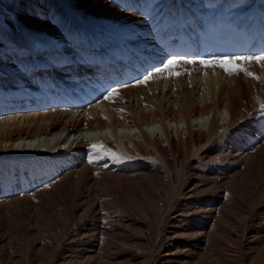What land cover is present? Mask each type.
Masks as SVG:
<instances>
[{
	"label": "bare ground",
	"instance_id": "bare-ground-1",
	"mask_svg": "<svg viewBox=\"0 0 264 264\" xmlns=\"http://www.w3.org/2000/svg\"><path fill=\"white\" fill-rule=\"evenodd\" d=\"M256 1L0 0V264H264V76L240 88L218 63L181 84L156 71L164 22ZM141 54L159 63L143 86L105 80L94 104L35 111ZM77 224L65 243H86L82 257L38 245ZM107 227L126 237L112 254L95 242ZM14 234L24 261L7 254Z\"/></svg>",
	"mask_w": 264,
	"mask_h": 264
},
{
	"label": "rangeland",
	"instance_id": "rangeland-1",
	"mask_svg": "<svg viewBox=\"0 0 264 264\" xmlns=\"http://www.w3.org/2000/svg\"><path fill=\"white\" fill-rule=\"evenodd\" d=\"M1 15H2V13H0V24H3L4 25V23H5L4 22L5 21V17H3V15L2 16ZM240 63H242V64H240ZM235 66L240 67V68H244L249 73H252L253 74L252 76L246 75L244 72H231V74H230L229 72L226 73L225 69L220 67V70L225 71L224 73L227 74L228 80H230L231 82L235 83L236 86H238L240 88H242V87L245 86V82H253V83L257 84L258 83V80L261 77L264 76V61H259V62L258 61H255V60H252V61L246 60V61H243V62L242 61H240V62L237 61L236 64H235ZM209 67L210 66H206V65H199L198 66V65H195L194 63L193 64L192 63H186V64H183V63L177 64V63H175V65L169 66V68H168L169 71L171 72V74H169V77H170L169 80L171 82H173V83H178V84H181L182 82H188L190 80L189 79V76L200 75L201 72H202L201 70L208 69ZM232 73H233V75H232ZM254 77H258V79L257 78H254ZM140 84L143 86L144 84H146V81L144 83H140ZM234 201L236 202V204H237V202L240 204L239 198H235ZM119 213H116L114 215H112L110 213L109 214L108 213H102V214H104L106 216H104V215L101 216L102 214H99V216H100L101 220L104 219L103 222H105L106 220H110L109 218L111 217V215H112V219H116V220H117V218L118 219H121V215L122 214L121 213L119 214ZM99 222H101L100 219H99ZM102 225L103 224H101V226ZM78 226H79V224H77V226H75V228L73 227L70 231L69 230L66 231V229L63 230V232H60L59 238L57 236L56 239L55 238H51V236H50V233L49 232L52 231V230H46L45 228H43L42 231H41V235H42V238L43 239L38 243V245L39 244H41V246L42 245L43 246L44 245H47V246H45V248L46 247L47 248L46 249L44 248V251H47V249H48V252L51 251V253H52L53 249L55 251L57 249L56 252H57V254H59L60 251L63 252V250H65V251L69 250L68 254H72V256H73L74 253H75L74 256H78L79 257V256H81L88 249L86 243L85 244L82 243L80 246H77L76 247V246H73L75 244L72 242V246H66L65 236H64L65 234H70L71 233L73 238H77L78 231H79L78 230ZM52 229L55 230L54 227ZM56 231L57 230H55V233H56ZM74 232L77 233V234H75ZM89 233L91 234V232H89ZM102 233L101 234L99 232L98 233L97 232L95 233V236H96L95 237V242L98 243V245H100V249H103V250L105 249L106 251L111 252V254L113 252H116L114 246L112 245V243L113 244L114 243H121V241L123 242V238H126V237H119V236H116V235L110 233L109 227L103 229ZM16 236L17 235H15V234L14 235H11V237H13L12 239L15 240L12 245H14V244L15 245L14 246L11 245V247L8 246V248H6L7 249V254H8V256L10 258H12L15 261L16 260H18V261H24V258H25L24 255H28L31 247L28 244L27 240H25L26 239L25 237L19 238V241H18V237L16 238ZM62 237H64V238H62ZM59 239H63V241L60 242ZM0 241H1L0 243H3L4 240L2 239ZM16 246H19V247H16ZM48 246H50V247H48ZM51 246L53 247V249H52ZM83 246H85V247H83ZM25 247H27L28 249L25 248ZM68 247H70V248H68ZM10 248H12V249H10ZM19 248H20V250H19ZM24 253H26V254H24ZM92 260L93 261H97L96 258H94ZM18 264H20V263H18Z\"/></svg>",
	"mask_w": 264,
	"mask_h": 264
},
{
	"label": "snow or ice",
	"instance_id": "snow-or-ice-1",
	"mask_svg": "<svg viewBox=\"0 0 264 264\" xmlns=\"http://www.w3.org/2000/svg\"><path fill=\"white\" fill-rule=\"evenodd\" d=\"M236 59H243V60H248V61H252V60H255V61H264V56H246V57H237ZM176 61L175 60H169L167 62V64L164 65L163 68H158L156 71L157 72H163L165 70H167L169 68V66H172V65H175ZM202 64H205L206 66H211L213 63H218L219 66L221 68H224L225 71L231 73V72H244L246 75H250L252 76L253 74L252 73H249L246 69L244 68H240V67H237L235 65L232 64V61L227 59V58H223V59H220L219 61H215V60H202L201 61ZM231 65V66H230ZM178 74V73H177ZM151 77V74H149L148 76H145L144 77V80H141V81H138V83H144L145 81H147L148 79H150ZM254 78H257L258 77H254ZM113 93H109L107 97H105V99H108ZM95 147V146H93Z\"/></svg>",
	"mask_w": 264,
	"mask_h": 264
}]
</instances>
